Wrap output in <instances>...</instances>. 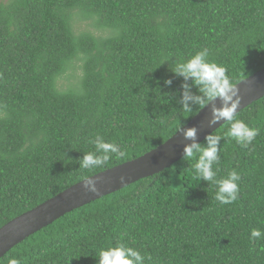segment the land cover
Here are the masks:
<instances>
[{
    "label": "trees",
    "instance_id": "1",
    "mask_svg": "<svg viewBox=\"0 0 264 264\" xmlns=\"http://www.w3.org/2000/svg\"><path fill=\"white\" fill-rule=\"evenodd\" d=\"M204 48L235 85L264 69V0H0V228L185 127L201 110L183 111L192 81L170 69ZM237 118L260 134L243 148L224 137L230 125L215 132L217 178L241 175L234 203L216 201V186L193 176L196 158H183L65 215L0 264H98L117 243L145 264H264V240L251 239L264 231V98ZM96 135L126 155L81 170Z\"/></svg>",
    "mask_w": 264,
    "mask_h": 264
},
{
    "label": "clouds",
    "instance_id": "2",
    "mask_svg": "<svg viewBox=\"0 0 264 264\" xmlns=\"http://www.w3.org/2000/svg\"><path fill=\"white\" fill-rule=\"evenodd\" d=\"M170 70L176 76L183 77L186 82L192 81L191 86L188 83L182 85L184 91L180 103L184 112H192L193 104L197 106V110H202L219 100L221 106L212 108L213 118L209 122L210 126L225 121V124L230 127L224 133V137L235 140L243 148L253 145L260 130L250 127L242 119L237 118V110L242 100L239 89L227 75V69L210 60L208 48L197 51L184 62L176 63ZM165 84L170 86L172 81L166 80ZM191 87H196L200 94L193 95ZM181 131H183L184 138L191 141L184 147V160L196 158L195 163L191 165L194 178L215 185V200L221 205L234 203L239 197L240 173L233 168L228 171L225 177L218 179L219 169L214 168L220 163L221 149L219 145L222 137L215 133L210 134L206 137L205 144L202 145L197 142L198 130L196 128H187L186 130L182 128ZM89 142L94 145V151L84 154L79 161L81 170L90 171L106 165L113 157L120 159L126 155L120 146L106 142L101 135H96ZM120 182L125 183L126 178L121 176ZM83 187L86 192L99 195L95 178H84ZM251 239L253 241L264 240V231L252 229ZM260 251L264 252V246L260 248ZM150 259V256L142 255L138 249L126 246L124 243H117L115 246L101 249L98 253V264H145V261ZM8 264H20V261L10 258Z\"/></svg>",
    "mask_w": 264,
    "mask_h": 264
},
{
    "label": "water",
    "instance_id": "3",
    "mask_svg": "<svg viewBox=\"0 0 264 264\" xmlns=\"http://www.w3.org/2000/svg\"><path fill=\"white\" fill-rule=\"evenodd\" d=\"M236 87L242 98L237 110L238 115L264 98V69L240 82ZM220 106L219 100L206 106L183 129L196 128L198 130L197 142L202 144L208 135L214 134L225 125V121L211 126L209 124L213 118L212 108ZM190 143L191 141L184 138L183 131H179L166 143L144 156L90 177L97 180L99 195L86 192L82 181L37 208L10 221L0 228V260L16 246L51 226L65 215L171 168L184 158V147ZM121 176L126 178V182L123 184L120 182Z\"/></svg>",
    "mask_w": 264,
    "mask_h": 264
},
{
    "label": "rangeland",
    "instance_id": "4",
    "mask_svg": "<svg viewBox=\"0 0 264 264\" xmlns=\"http://www.w3.org/2000/svg\"><path fill=\"white\" fill-rule=\"evenodd\" d=\"M82 28H84V27H82ZM81 28V29H82ZM83 30V29H82ZM64 84H65V86L67 87V86H69L70 84H71V81L69 80V81H65V82H63Z\"/></svg>",
    "mask_w": 264,
    "mask_h": 264
}]
</instances>
